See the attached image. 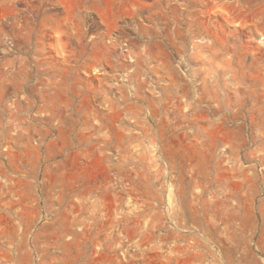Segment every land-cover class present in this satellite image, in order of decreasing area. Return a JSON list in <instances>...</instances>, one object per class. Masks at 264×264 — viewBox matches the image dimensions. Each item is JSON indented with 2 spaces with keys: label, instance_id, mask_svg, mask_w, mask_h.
Segmentation results:
<instances>
[{
  "label": "rangeland",
  "instance_id": "rangeland-1",
  "mask_svg": "<svg viewBox=\"0 0 264 264\" xmlns=\"http://www.w3.org/2000/svg\"><path fill=\"white\" fill-rule=\"evenodd\" d=\"M0 264H264V0H0Z\"/></svg>",
  "mask_w": 264,
  "mask_h": 264
}]
</instances>
